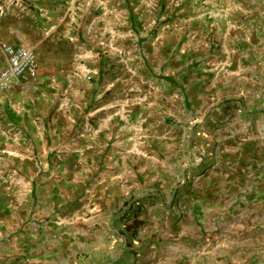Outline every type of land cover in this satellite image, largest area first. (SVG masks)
Returning <instances> with one entry per match:
<instances>
[{
	"label": "crops",
	"instance_id": "0c3cea01",
	"mask_svg": "<svg viewBox=\"0 0 264 264\" xmlns=\"http://www.w3.org/2000/svg\"><path fill=\"white\" fill-rule=\"evenodd\" d=\"M25 2L0 16L37 60L0 93V264L77 243L132 188L191 209L193 262L264 264V0Z\"/></svg>",
	"mask_w": 264,
	"mask_h": 264
},
{
	"label": "rangeland",
	"instance_id": "374dc122",
	"mask_svg": "<svg viewBox=\"0 0 264 264\" xmlns=\"http://www.w3.org/2000/svg\"><path fill=\"white\" fill-rule=\"evenodd\" d=\"M131 191L128 208L83 225L77 243L46 246L38 260L19 264H201L191 254L194 246L200 255L202 242L191 209H143L140 189Z\"/></svg>",
	"mask_w": 264,
	"mask_h": 264
},
{
	"label": "built area",
	"instance_id": "2783aa9c",
	"mask_svg": "<svg viewBox=\"0 0 264 264\" xmlns=\"http://www.w3.org/2000/svg\"><path fill=\"white\" fill-rule=\"evenodd\" d=\"M26 9L25 0H0V16ZM0 50L6 56V64L0 70V93L37 75L36 53L32 47L0 41Z\"/></svg>",
	"mask_w": 264,
	"mask_h": 264
}]
</instances>
